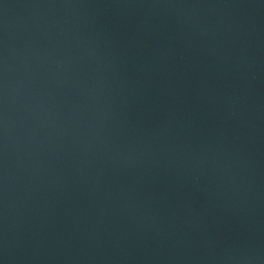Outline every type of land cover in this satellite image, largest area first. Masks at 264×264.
I'll use <instances>...</instances> for the list:
<instances>
[{"label": "water", "instance_id": "1", "mask_svg": "<svg viewBox=\"0 0 264 264\" xmlns=\"http://www.w3.org/2000/svg\"><path fill=\"white\" fill-rule=\"evenodd\" d=\"M0 264H264V0H0Z\"/></svg>", "mask_w": 264, "mask_h": 264}]
</instances>
